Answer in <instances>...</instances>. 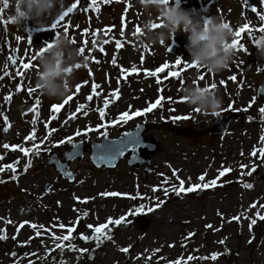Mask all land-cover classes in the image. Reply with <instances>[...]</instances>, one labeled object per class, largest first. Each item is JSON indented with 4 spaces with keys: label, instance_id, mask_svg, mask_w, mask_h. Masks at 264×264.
Masks as SVG:
<instances>
[{
    "label": "rangeland",
    "instance_id": "1",
    "mask_svg": "<svg viewBox=\"0 0 264 264\" xmlns=\"http://www.w3.org/2000/svg\"><path fill=\"white\" fill-rule=\"evenodd\" d=\"M5 5L8 8V0ZM179 6L199 11L202 18L219 17L233 32L248 24L251 34L246 31L238 38L243 50L233 49L235 55L226 70L213 75L200 67L185 68L190 63L181 34L163 45L147 48H140L132 40L117 53L116 64L110 57L97 64L93 55L80 54V66L75 68L70 91L53 101L42 96L35 86L37 60L31 61L28 70L21 68V63L28 62L39 49L40 34L45 38L53 33L51 21L40 28L28 21L17 36L7 33L0 50L15 48L27 54L10 65L20 66L22 79L16 71L0 78V164L15 162L16 169L0 170V264H49L52 254L73 264L70 251L55 250L57 244H68V240L59 237L68 235L70 226L72 245L91 248L90 242L82 243L80 234L91 236L93 232L86 225L101 223L106 224L103 230L110 227L109 239L100 249L89 252L91 258L87 262L79 260L76 264H264V219L258 218L264 217V154L260 151L264 149V113L259 111L264 107V97L256 94L264 77V60L258 58L255 47L257 37L264 35V21L259 20L264 8L259 6V0H179ZM252 8L257 12H252ZM144 15L143 12L142 20ZM170 41L180 46L175 54L166 50ZM147 50L149 54L142 60L141 54ZM177 57L180 64L173 68ZM2 61L0 57V76L8 66ZM162 63L169 65L163 75L144 74ZM246 63L250 67L244 73ZM130 68L136 71L129 78ZM168 71L179 75L168 77ZM230 75L237 79L229 81ZM93 83L98 86L96 89L92 88ZM188 83L215 90L222 97L219 114L230 116L225 133H209L214 116L201 113L182 100L180 89ZM17 84L21 85L20 91L16 90ZM77 84L81 85L78 91ZM28 88L34 92L29 94ZM113 90H118L115 100L111 98ZM157 95L162 96V101L155 109L126 121L117 119L120 112L130 114L143 109ZM253 97L255 101L248 107ZM36 100L39 103L33 112L32 103ZM53 103L60 104L61 109L49 122V128L55 131L46 132L44 125ZM79 104H84V109L64 126L62 122L69 113H75ZM229 104L233 107L229 108ZM100 108H104L103 117ZM243 108L247 110H238ZM173 115L188 118L172 120ZM132 123L148 125L143 142L157 144L156 150L150 154L145 153V148L139 150L140 165L128 166L127 157L123 156L114 167L93 166L88 160L89 144L99 142L100 137L117 138L124 128H132ZM29 132L33 136L25 141ZM64 137L71 140L57 145L56 141ZM41 140L43 144H39ZM80 142H85L81 157L66 161L67 169L74 173L71 182L45 165L49 155L62 162L63 153ZM33 143L37 149L25 157L19 147H32ZM25 160L30 163L26 170ZM224 168L229 171L219 176ZM201 174L204 181L197 179ZM214 178L215 185L208 188L179 194L173 191L180 187V181L187 187ZM197 191L202 194L195 196ZM105 192L119 195H101ZM121 216L124 219L120 224L108 223L109 218ZM251 221L254 223L249 230ZM126 223L131 226L123 228ZM213 252L217 253L214 259Z\"/></svg>",
    "mask_w": 264,
    "mask_h": 264
},
{
    "label": "clouds",
    "instance_id": "2",
    "mask_svg": "<svg viewBox=\"0 0 264 264\" xmlns=\"http://www.w3.org/2000/svg\"><path fill=\"white\" fill-rule=\"evenodd\" d=\"M145 15L140 35L133 42L140 48L163 45L176 34L185 38L188 62L216 74L229 67L235 55L230 46L233 28L216 16H201L199 11L179 6V0H136ZM8 19L23 29L31 21L40 28L52 21L61 11V0H8ZM0 7V11H4ZM40 55L36 57L35 86L49 100L62 99L72 86L73 73L78 62V52L70 40L57 33ZM256 55L264 60V35L255 42ZM185 102L201 113L219 114L222 97L215 91L188 83L180 89ZM213 115V116H215Z\"/></svg>",
    "mask_w": 264,
    "mask_h": 264
},
{
    "label": "flooded vegetation",
    "instance_id": "3",
    "mask_svg": "<svg viewBox=\"0 0 264 264\" xmlns=\"http://www.w3.org/2000/svg\"><path fill=\"white\" fill-rule=\"evenodd\" d=\"M6 2L7 0H0V7L5 9L4 11H0V44L6 41L8 32L11 31L17 36L21 29L8 19L10 9L6 7ZM72 4H76L73 12L68 13L66 18L58 21L55 29L50 28L53 33L49 37L44 38V34H40L42 40L39 49L45 43H50L57 33H62L67 39L74 41L72 46L76 50L83 49L81 54L93 55L98 64V62L108 57L111 59L115 58L123 45L131 43L133 37L140 33L141 17L144 11L137 5L136 0H61L60 13L66 11L67 7ZM89 4H91V7ZM121 16L126 18V23H124L123 28L121 27ZM65 27L68 29L67 34H65ZM116 40L121 41L120 49L115 48ZM23 54H25V57L27 53L15 48H10L8 52L0 50V57H3L1 63L8 65L3 70L0 78H7V74L11 71H19L20 66L18 68H12L10 65L14 64L16 59L23 57ZM148 54L149 52H147ZM9 56L12 57V60L8 59ZM132 75V72H128L127 74L129 78ZM145 125L148 127L147 124ZM130 126L132 128L128 131H125L126 128L123 131L129 132L137 125L136 123H132Z\"/></svg>",
    "mask_w": 264,
    "mask_h": 264
},
{
    "label": "snow or ice",
    "instance_id": "4",
    "mask_svg": "<svg viewBox=\"0 0 264 264\" xmlns=\"http://www.w3.org/2000/svg\"><path fill=\"white\" fill-rule=\"evenodd\" d=\"M89 6L91 7V4H89ZM259 6H260L261 8H264V0H259ZM75 7H76V4H72L71 6L67 7L66 11H62L59 15H57L56 18L53 19V20L51 21V27H52L53 29H55V28H56V25H57V22L60 21L62 18H66V15H67L68 13H72V12H73V9H74ZM251 11L255 13V12H257V9H256V8H252ZM259 20H260V21H264V13H260V14H259ZM124 23H126V18H125L124 16H121V27H122V28H123ZM261 30L264 31V24L261 25ZM67 31H68V29H67V27H65V34H67ZM85 31H87V29H85ZM246 31H247L249 34H251V31H252V30L249 28V26H248L247 23H245V24H243V25H241V26H238V27L235 29V31L233 32V37H234V39L231 41V45H230L233 49H235V48H240L241 50H243L242 46L238 43V38L241 36L242 33L246 32ZM121 34H123V33L121 32ZM93 35H95V33H93ZM17 39H19V37H18ZM53 39H54V37H53ZM106 42H107V41H106ZM70 43H74V41H71V40H70ZM49 46H50L49 43H45V44L43 45V47H41V48L39 49V51H37V52L35 53V55L32 56L28 62H22V63H21V68H22L23 70H28V69L30 68V66H31V61H34V60L36 59V57H37L38 55H40V54H41V53H42L47 47H49ZM120 47H121V41H120V40H116V41H115V48H116V49H120ZM77 52H78V54L80 55V54L83 52V49H77ZM144 58H145V57H144V53H142V54H141V59L143 60ZM8 59H9V60H12V57L9 56ZM85 59H88V57L85 56ZM111 62H112L113 64H116V60H115V58H113V60H112ZM179 64H180V58L177 57V58H176V63H175L174 65H172V67L175 68V67H177ZM79 66H80V65H75V67H79ZM85 67H87V65H85ZM188 67H198V66H196L195 64H192V63H190V65L185 64V68H188ZM168 68H169V65H168L167 63H162L161 65L156 66L153 70H145V71H144V74H145L146 76L156 77L158 73L161 74V75H163V70H164V69H168ZM259 70H260V69L258 68L257 71H259ZM121 71H124V70L121 69ZM135 71H136L135 68H130V69H128V72H129V73H131V72H135ZM89 75H91V72H90V71H89ZM106 75H107V74H106ZM178 75H179V74H178L176 71H168V72H167V76H168V77H177ZM16 76H17V77H20L21 79L23 78V75H22V72H21V71H17V72H16ZM227 79H228L229 81H235L237 78H236L235 76H231V75H230V76L227 77ZM156 83L159 84L160 81L157 80ZM220 83H221V84H224V81L221 80ZM237 86L239 87V85H237ZM75 87H76V90L78 91V90L80 89L81 85H80V84H77ZM97 87H98V86H97L95 83L92 84V88H93V89H96ZM212 87H214V86H212ZM206 88H207V87H206ZM16 90H17V91H20V90H21V85H20V84H17V85H16ZM27 91H28L29 94H32V93L34 92V89L28 88ZM157 92H158V93L161 92V89H160L159 87L157 88ZM96 95H99V93L97 92ZM117 95H118V90H113V91L111 92V98H112L113 100H115V99L117 98ZM5 99H7V97H5ZM67 99H69V97H65V100H67ZM86 99H90V97L86 96ZM184 99H185V98L183 97L182 100H184ZM161 101H162V96L157 95V96L155 97L154 101H153V102H148V103H147V106L144 107L143 109H138V110H135V111H131L130 114H129L128 111L120 112V113L118 114L117 119L126 121V120H128V119H130V118H132V117L139 116V115H143L144 113H147V112H149L150 110L155 109L156 107H158V106L160 105ZM254 101H255V97H253V98L249 101L248 107H250V106L252 105V103H254ZM38 103H39L38 100H36V101H34V102L32 103V109H31V110H32L33 112H35ZM104 104H105V106H107V104H108V100H107V99H105ZM84 107H85L84 104H79V105H77L76 110H75V113H69V116L66 117V119L74 118L75 114L81 112V110L84 109ZM129 107H131V106H129ZM228 107H229V108H232L233 105H232V104H229ZM60 109H61V105H60V104L53 103V104H51V105L49 106V113H50V114H49V116H48V118H47V121L45 122V125H44V126H45V130H46V132H52V131H55V129H50V128H49V122L52 121V120L55 118L54 114L57 113ZM238 110H244V111H246L247 108L238 109ZM171 111H172V109H170V112H171ZM259 111H260L261 113H264V107H262ZM99 113H100L101 117H103L104 108H100V109H99ZM213 115H215V114H213ZM170 118H171L172 120H179V119H187L188 117H187V116L173 115V116H171ZM262 118H264V116H262ZM33 120H36V116H35V115H33ZM115 122H116V121H109V123H115ZM62 123H63V122H62ZM5 126H6V123H5ZM32 136H33V132H29V133L24 137V140H25V141H29V138L32 137ZM47 138H48V137L45 136L44 139H47ZM262 139H264V138H262ZM70 140H71V137H64L63 139L56 141V144H57V145H58V144H62V143H64L65 141H70ZM43 143H44V140L39 141V144H43ZM5 147H8V146L5 145ZM12 147H13V148H16L17 146H16V145H12ZM73 147H75V145H73ZM34 149H37V144H36V143H33V144H32V147H28V148H26V147H19V151H20L21 153H23V155H24L25 157H28L29 154L32 153ZM260 151H261L262 154H264V149H261ZM14 163H15V162H13V163H9V164H7V165L0 164V170L4 169V168L6 167V168H8V169H12V171L15 172L16 169H15L14 166H13ZM29 166H30V163H29L27 160H25V163H24V165H23L24 169L26 170ZM228 171H229V169L224 168L223 171H221V172L219 173V176H223V175H224L225 173H227ZM175 175H176V173H175V171H173V176H175ZM15 178H16L15 175H13V176H12V179H15ZM197 179H198L199 181H204V174H201L200 176H198ZM215 183H216V178H214L212 181H210V182H208V183L188 184L187 187H184V186H183V181H180V187H176V188H174L173 191H175L177 194H179V193H181V192H191V191L198 190V189H201V188H208L210 185H215ZM245 187H250V185H245ZM155 190H156V189L154 188L153 191H155ZM165 194H167V193H165ZM101 195H103V196H115V195H119V194H118V193H114V192H113V193L105 192V193H102ZM76 199H79V198H76ZM81 202H86V201H81ZM137 211L139 212L140 209H137ZM258 218H260V219H264V217H258ZM123 219H124L123 216H121L120 218L115 219V220H112V218H109V219H108V223L120 224L121 221H122ZM230 219L235 220V219H237V217H232V218H230ZM77 222H78V221H77ZM253 223H254V221H251V222L249 223V230H251V227H252V224H253ZM86 227L92 230V232H93V236H85L84 234H80V237H79V238H80L81 240H88V239H93V238H95V239L97 240V242H99L100 237L104 235V233L102 232V229H105V228H106V224H105V223H101V224H99V225H97V226L86 225ZM205 227L208 228V227H211V226H210V225H205ZM67 231H68L69 233L73 232L72 227L69 226L68 229H67ZM188 235L191 236L192 233H189ZM105 238H107V237H105ZM59 239L62 240V241H67V240L70 239V237H69L68 235H63V236H60ZM221 243H222V241H221ZM68 247L71 249V248H72L71 244H69ZM75 251H77V252H85V251H87V250H86V249H75ZM121 251H127V249H121ZM216 256H217V253H215V252L211 253V257H212L213 259H214Z\"/></svg>",
    "mask_w": 264,
    "mask_h": 264
},
{
    "label": "water",
    "instance_id": "5",
    "mask_svg": "<svg viewBox=\"0 0 264 264\" xmlns=\"http://www.w3.org/2000/svg\"><path fill=\"white\" fill-rule=\"evenodd\" d=\"M215 1L216 0H211V2ZM178 49L179 46L176 43L171 42L167 47V52L175 54L177 53ZM249 67L250 65L246 63L243 67V72L247 73ZM256 94L258 97H264V77L257 87ZM67 120L68 119L64 120V126ZM229 121L230 117L228 115H225L223 117L221 115H216L211 127L212 129L209 131V133L223 134L227 128ZM145 130L146 126L141 124L136 126L133 130L121 134L117 138L107 139L101 137L98 143L90 144V151L88 155L89 161L97 168H111L114 167L124 155H126L127 164L129 166L140 165L142 163V160L140 158V155L138 154V150H142L143 148H145V153L150 154L157 148V144L143 142V133L145 132ZM83 145L84 142L77 143L75 144V147L71 148V150L63 153L62 156L64 158V161L62 162H59L56 156L49 155L45 165L52 166L55 170L58 171L62 178L71 182L74 173L67 169L66 161L72 160L74 158L79 159L83 153ZM256 176V173H254V177ZM201 193V191H197L195 193V196H199ZM127 226L131 225L126 223L122 227L125 228Z\"/></svg>",
    "mask_w": 264,
    "mask_h": 264
},
{
    "label": "trees",
    "instance_id": "6",
    "mask_svg": "<svg viewBox=\"0 0 264 264\" xmlns=\"http://www.w3.org/2000/svg\"><path fill=\"white\" fill-rule=\"evenodd\" d=\"M102 232L104 233V235L100 237L99 242H97V240L95 238L82 241V243L90 242L92 245L91 248H77L74 245H72L71 238H70L68 240V244H65L64 242L57 244L55 250L57 251V253H63L65 251L66 252L70 251L74 255L73 256L74 257V263L73 264H76L75 262H77L79 260L87 262L91 258V255L89 254V252L90 251L94 252L95 250L100 249L101 247L104 246V243L109 239L110 227H108L107 230L102 229ZM68 236L70 237L71 233H68ZM91 236H93V234ZM105 237H107V238H105ZM69 244H71V246H72L71 249L68 247ZM75 249H86L87 251L77 253V251H75ZM82 254H85V255L82 256ZM124 257H125V255H124ZM48 260H49V264H67L61 255L56 256V255L52 254L49 256Z\"/></svg>",
    "mask_w": 264,
    "mask_h": 264
}]
</instances>
